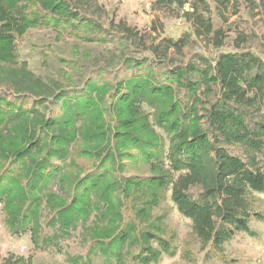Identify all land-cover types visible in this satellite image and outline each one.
I'll return each instance as SVG.
<instances>
[{
  "label": "rangeland",
  "instance_id": "rangeland-1",
  "mask_svg": "<svg viewBox=\"0 0 264 264\" xmlns=\"http://www.w3.org/2000/svg\"><path fill=\"white\" fill-rule=\"evenodd\" d=\"M65 1L77 17L59 26L39 19L38 25L15 40L17 62L27 63L44 84L54 85L52 93L16 92L0 82L2 128L12 122L15 112H27L32 106L44 118L56 121L53 130L40 129V123L27 113L13 121L10 134L0 140V184L10 192L8 203L0 199V264L5 258L21 264H264V191L246 193L249 231H233L216 248L192 234L191 221L170 199L169 185L158 190V203L149 207L151 189L141 184L155 174L147 154L159 151L163 170H169L170 136L162 126L173 119V101L180 107L190 101L188 90L173 80L177 69L191 63L213 64L219 53L240 50L254 51L264 62L262 0H229L228 9L210 1L214 27H222L226 34L222 46L215 48L190 36L180 51L171 47L164 55L152 54L148 47L190 29L187 21L170 15L168 8L153 6V0ZM121 20L135 31L134 39L119 30ZM240 35L244 39L236 49L233 42ZM197 79V73L189 72L182 82ZM160 84H171L175 97L158 90ZM135 86L151 105L143 103L141 113L130 117L120 109L125 104L121 98ZM201 90L197 91L202 100L199 113L206 114L219 94L216 86L211 94ZM80 100L87 109L74 119L71 112L77 106L71 104ZM263 111L264 105L250 112L246 118L250 126ZM160 114L165 116L163 124ZM201 124L211 141L247 163L243 145L218 138L206 118ZM33 125L39 142L36 151L16 158L13 152L21 150L20 136L25 134L27 142ZM263 163L260 160L259 165ZM176 175L172 173L173 178ZM99 176L104 181H98ZM107 182L111 189L103 191ZM201 192L200 186L188 190L193 198ZM138 209L147 215L141 217ZM12 215H18L17 230L10 227ZM30 228H39V241L54 232L60 237L46 247H36ZM123 230H129L132 241L110 245ZM146 232L151 234L146 237L149 243L144 239ZM158 238L168 242V252L146 262L145 247L148 243L160 249Z\"/></svg>",
  "mask_w": 264,
  "mask_h": 264
},
{
  "label": "trees",
  "instance_id": "trees-1",
  "mask_svg": "<svg viewBox=\"0 0 264 264\" xmlns=\"http://www.w3.org/2000/svg\"><path fill=\"white\" fill-rule=\"evenodd\" d=\"M210 1L216 2L218 7L225 9L231 5L229 0H153V6L168 8L170 15L182 17L187 21L190 29L175 39L163 37L157 42L153 41L151 47H148L149 52L164 55L171 47L180 51L189 43L190 36L204 39L215 48L221 47L226 34L222 27H214L210 16ZM185 5L187 9L184 8ZM262 6L264 7V0ZM33 7L38 10H34ZM75 17L77 13L65 0H0V82L9 84L16 92L51 94L54 85L44 84L27 68V63L17 62L15 40L29 28L38 25L39 19L52 20L55 26H59ZM118 27L124 35L134 39L135 31L133 32L123 20L118 22ZM152 28L154 31L157 30L155 25ZM140 39L142 34L137 38ZM243 39L244 36L240 35L234 40L236 49H240L239 43ZM189 72L197 73L198 79L182 82L183 76ZM173 78L178 86L188 90L190 101L182 107L173 101L170 107L173 119L167 126H162L170 136L167 153L169 170H163L159 151L149 153L146 159L150 161V169L155 174L141 184L151 189L149 207L158 203V190L162 191L169 185L170 199L178 212L191 221L192 234L202 244L211 243L218 248L233 231H249V201L246 193L248 190L264 191V163L259 165L260 160L264 162V111L253 126H250L246 119L251 117V111H259L264 105V62L257 53L250 50L221 52L216 56L213 64L209 62L202 66L187 64L184 68L177 69ZM160 85L158 90L175 97V90L171 84ZM215 86L219 94L218 100L211 104L206 114H200L199 105L202 100L197 93L198 89L202 87L203 94H211ZM65 99L69 98L65 97ZM121 101L125 104L120 109L130 117H136L141 113L144 109L143 103L151 105V102L146 100L143 90L136 86L131 92L128 91ZM71 105L77 106L71 112L74 119L87 109L83 100L73 102ZM36 110V106H32L27 112H15L12 122L25 118L26 114L30 113L34 120L40 123L39 128L45 126L53 130L56 121L52 118H44L43 114ZM204 118L218 138L226 143L241 144L246 148L247 163L216 145L217 142L211 141L201 124ZM164 119L165 116L160 114L159 120L162 124ZM11 123L3 128L0 126V140L10 134ZM36 139H38L37 129L33 125L27 137L28 143L25 142V134L20 136L21 150L13 152V155L20 158L22 153L28 150L36 151L35 147L39 143ZM260 154L261 158H259ZM2 155L7 158V154L2 153ZM152 158L154 159L151 160ZM173 172H177L174 178ZM97 180L104 181L100 176ZM110 185L107 182L103 191L111 189ZM2 186L0 184V199L3 198L8 203L7 195L10 192ZM93 186L97 191L96 182ZM192 186L201 187L199 198L189 195L188 190ZM137 211L143 218L147 215L145 210ZM18 220V215H12L9 219L12 223L10 227H15L17 230ZM127 231L129 230H123L117 236V241L110 245L132 241ZM30 234L31 242L36 247H46L50 244V240L55 238L58 240L60 237L58 232H54L40 238L39 241L37 240L40 236L39 228L36 231L31 229ZM150 235L149 232L145 233L144 239L148 243L149 239L146 237ZM158 242L160 245L158 250L148 246L147 243L145 251L150 258L145 257L146 262L151 260V257L158 258L161 252H168V242L161 238H158ZM9 261V258H5L2 264H21L15 262L16 260Z\"/></svg>",
  "mask_w": 264,
  "mask_h": 264
}]
</instances>
